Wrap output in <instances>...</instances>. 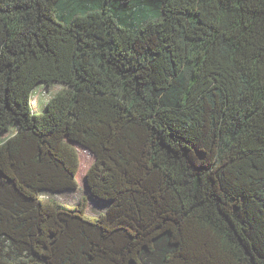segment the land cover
<instances>
[{
	"label": "trees",
	"instance_id": "trees-1",
	"mask_svg": "<svg viewBox=\"0 0 264 264\" xmlns=\"http://www.w3.org/2000/svg\"><path fill=\"white\" fill-rule=\"evenodd\" d=\"M0 264H264V0H0Z\"/></svg>",
	"mask_w": 264,
	"mask_h": 264
},
{
	"label": "rangeland",
	"instance_id": "rangeland-1",
	"mask_svg": "<svg viewBox=\"0 0 264 264\" xmlns=\"http://www.w3.org/2000/svg\"><path fill=\"white\" fill-rule=\"evenodd\" d=\"M65 88L62 84H54L52 87L47 88L46 86L39 85L31 96V107L33 112L37 115L43 113L44 106L49 98L56 92L63 90ZM74 147L77 149L79 158H80V168L77 174L78 188L75 191H68L59 194H50L47 193L43 197L48 199H54L67 206H75L80 203L82 198H86L87 202V213L90 216H99L104 213L109 205L108 202L99 201L94 198L87 187L86 184V172L89 167L94 162L93 154L81 147L80 145L75 144Z\"/></svg>",
	"mask_w": 264,
	"mask_h": 264
},
{
	"label": "water",
	"instance_id": "water-1",
	"mask_svg": "<svg viewBox=\"0 0 264 264\" xmlns=\"http://www.w3.org/2000/svg\"><path fill=\"white\" fill-rule=\"evenodd\" d=\"M86 184H87V181H86ZM88 187V186H87ZM89 189V188H88Z\"/></svg>",
	"mask_w": 264,
	"mask_h": 264
}]
</instances>
